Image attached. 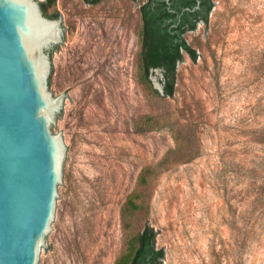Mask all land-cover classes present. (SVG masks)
I'll use <instances>...</instances> for the list:
<instances>
[{
  "label": "rangeland",
  "instance_id": "374dc122",
  "mask_svg": "<svg viewBox=\"0 0 264 264\" xmlns=\"http://www.w3.org/2000/svg\"><path fill=\"white\" fill-rule=\"evenodd\" d=\"M142 1L55 0L43 13L64 30L45 56L71 158L39 264H113L146 164L127 221L153 226L163 264H264V0H213L185 32L196 59L177 63L173 96L137 80Z\"/></svg>",
  "mask_w": 264,
  "mask_h": 264
},
{
  "label": "water",
  "instance_id": "95a60500",
  "mask_svg": "<svg viewBox=\"0 0 264 264\" xmlns=\"http://www.w3.org/2000/svg\"><path fill=\"white\" fill-rule=\"evenodd\" d=\"M40 1L0 0V264H39L71 158L53 133L61 98L48 92L53 66L45 56L64 43V30Z\"/></svg>",
  "mask_w": 264,
  "mask_h": 264
},
{
  "label": "trees",
  "instance_id": "16d2710c",
  "mask_svg": "<svg viewBox=\"0 0 264 264\" xmlns=\"http://www.w3.org/2000/svg\"><path fill=\"white\" fill-rule=\"evenodd\" d=\"M98 0H87L94 3ZM172 1V0H170ZM54 0L41 3V9L47 15V7ZM165 0H143L139 5L140 28L138 30V50L135 55L137 80L148 87L152 93H159L153 87L150 74L153 69H162V94L173 96L175 91L177 63L187 54L196 59V50L185 38V32L196 27L199 21L206 23L214 4L213 0H174V19L166 16ZM190 18L184 19L186 15ZM48 16L57 17L54 12ZM165 16V17H164ZM143 165L135 185L126 195L121 208V246L113 264H163L164 250L155 245L156 231L150 224L134 228L127 217L139 209L142 200L141 186L146 183V170Z\"/></svg>",
  "mask_w": 264,
  "mask_h": 264
},
{
  "label": "flooded vegetation",
  "instance_id": "af4514ba",
  "mask_svg": "<svg viewBox=\"0 0 264 264\" xmlns=\"http://www.w3.org/2000/svg\"><path fill=\"white\" fill-rule=\"evenodd\" d=\"M46 1V0H45ZM83 1H87V0H83ZM54 3H55V0H54ZM90 3V2H89ZM165 5H166V9L168 10V11H170L171 13L170 14H168L167 16H166V18H168V19H174V0H172V1H170V0H165V3H164ZM40 5H41V3H40ZM52 17V16H51ZM165 17V16H164ZM191 17V15H186V16H184L183 18L184 19H187V18H190Z\"/></svg>",
  "mask_w": 264,
  "mask_h": 264
}]
</instances>
